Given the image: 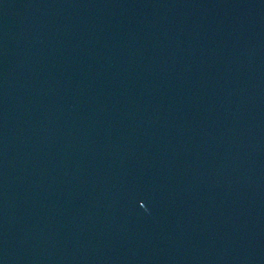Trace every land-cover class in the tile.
Wrapping results in <instances>:
<instances>
[{
	"label": "water",
	"instance_id": "1",
	"mask_svg": "<svg viewBox=\"0 0 264 264\" xmlns=\"http://www.w3.org/2000/svg\"><path fill=\"white\" fill-rule=\"evenodd\" d=\"M0 264H264V0H0Z\"/></svg>",
	"mask_w": 264,
	"mask_h": 264
}]
</instances>
